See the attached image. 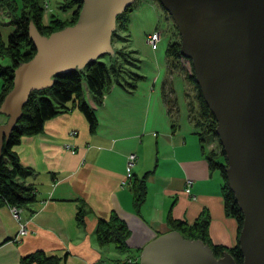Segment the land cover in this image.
<instances>
[{
    "label": "crops",
    "instance_id": "0c3cea01",
    "mask_svg": "<svg viewBox=\"0 0 264 264\" xmlns=\"http://www.w3.org/2000/svg\"><path fill=\"white\" fill-rule=\"evenodd\" d=\"M156 2L136 0L127 26L117 31L120 38L112 41L114 51L106 61H116V70L101 100L83 83L84 99L97 117L96 129L90 130L86 116L71 101L69 111L47 120L42 132L23 136L14 147L31 171L19 180L33 185L37 198L23 207L27 233L19 237L18 221L7 204L0 205V264H21L22 257L37 250L63 258L62 264H139L142 247L172 230L169 215L192 224L204 209L211 217L213 243L228 248L238 243V222L225 213L223 176L211 169L209 149L197 133L184 85L176 84L179 76L172 77L167 57L171 40L164 42L162 36L156 48L147 43V35L157 28ZM13 29L0 25L3 39ZM133 74L142 78L134 80ZM168 81L174 85L172 110L163 95ZM6 121L0 113V125ZM131 153L137 160L127 179ZM144 176L147 194L136 209L132 185ZM83 204L81 226L77 214ZM112 212L130 229V252L97 243L98 220Z\"/></svg>",
    "mask_w": 264,
    "mask_h": 264
},
{
    "label": "water",
    "instance_id": "95a60500",
    "mask_svg": "<svg viewBox=\"0 0 264 264\" xmlns=\"http://www.w3.org/2000/svg\"><path fill=\"white\" fill-rule=\"evenodd\" d=\"M74 24L49 35L31 22L34 56L14 69L13 88L0 113V159L5 140L34 90L54 77L113 53L117 16L136 0H81ZM180 34V53L216 122L226 177L243 212L238 242L243 264H264V0H158ZM139 264H237L229 251L217 257L200 239L177 230L157 235Z\"/></svg>",
    "mask_w": 264,
    "mask_h": 264
},
{
    "label": "trees",
    "instance_id": "16d2710c",
    "mask_svg": "<svg viewBox=\"0 0 264 264\" xmlns=\"http://www.w3.org/2000/svg\"><path fill=\"white\" fill-rule=\"evenodd\" d=\"M134 5L135 3L117 16L116 30L112 41L117 36V31L127 26L129 14L133 10ZM66 8H71V14L67 18L62 19L53 16L48 23H45V11L41 0H20V4L15 0H0V25L14 27L6 40L3 39L0 31V57H9L11 60L10 65L0 63V81L2 83L0 105L4 97L13 88L14 69L21 62L31 59L36 53V47L29 37L30 23L33 22L41 34L49 35L76 22L82 8V1L68 0L67 5H64V9ZM102 56L92 60L82 68L57 74L50 87L34 90L30 94L27 103L23 107L22 116L12 129L10 136L5 140L2 148V157L0 159V205H17L23 208L36 201L37 193L35 187L19 180L20 177L31 173L30 169L21 164L19 156L14 150V147L23 136H31L42 132L47 120L71 109V107L67 106V103L71 101L75 102L79 110L86 116L90 130L94 131L96 129L97 117L94 109L84 99L83 83H86L91 93L98 100H101L105 91L112 84V74L116 70V61L113 65H109L101 59ZM167 57L171 68L180 67L181 60L184 59L180 53V40L173 39L170 41L167 48ZM133 78L134 80H139L142 77L133 74ZM186 79L196 90V99L200 106V121L194 122L198 128L197 133L200 136L203 147H205L207 145V135L218 140L215 131L217 122L204 101L200 87L196 83L193 67L191 72L186 74ZM134 84L130 83L129 85L134 87ZM173 92L171 81L166 82L163 86V95L170 110L176 106V101L172 97ZM219 145L221 153L209 150L207 157L211 169L218 170L223 176L224 182L221 191L224 198L225 213L237 220L240 234L243 224V212L239 207L234 192L228 185L225 172L226 159L220 142ZM219 154H222L224 160L217 158ZM132 189L134 192V205L138 209L145 201L147 194L146 176L134 179ZM85 213L86 209L83 204L79 207L77 214V220L81 226L85 224ZM210 220L211 217L207 209L202 210L192 224L180 219H174L171 215L168 217L170 228L179 231L183 237L202 240L211 247L217 257H221L225 251H229L237 264H243L244 257L239 242L230 248L213 243L209 234ZM95 235L100 247L113 244L122 253L131 251L127 243L130 229L116 212H112L108 219L101 218L98 220ZM62 261L63 258L55 255L48 256L45 252L37 250L22 257L21 264H62Z\"/></svg>",
    "mask_w": 264,
    "mask_h": 264
},
{
    "label": "rangeland",
    "instance_id": "374dc122",
    "mask_svg": "<svg viewBox=\"0 0 264 264\" xmlns=\"http://www.w3.org/2000/svg\"><path fill=\"white\" fill-rule=\"evenodd\" d=\"M17 3L20 4V0H15ZM68 0H41V4L44 8L45 14H44V22L48 23L49 20L54 16V17H60L62 19L67 18L71 14V8H66L64 9V5H67ZM157 1V0H156ZM157 4V17H156V30L160 34V39L163 36V41H169V40H180V34L176 28V25L173 22L172 17L166 12V10L161 6L159 2H156ZM154 23V24H155ZM155 31H153L150 34H153ZM118 33V32H117ZM149 34V35H150ZM146 37V40H148V36ZM119 35L114 37V40L117 41L119 39ZM158 40L157 42H159ZM148 43V41H147ZM149 44V43H148ZM150 45V44H149ZM161 45V44H160ZM151 46V45H150ZM152 47V46H151ZM109 56L107 54H104L101 59L104 61H107ZM130 58V57H129ZM0 61L3 64H10L11 60L9 57H2ZM174 70V76H179L180 79L176 82V84H181V82L184 85V91H185V96L187 98V105L188 109L190 112V115L193 119V121H198L199 120V115H200V106L198 104V101L196 99V90L194 89L193 85L186 79V74L190 73L192 70L191 62L190 60L184 58L181 60V65L179 68H171V71ZM170 72V70H169ZM172 74V72H171ZM171 77H169L170 79ZM0 86H1V81H0ZM174 87V85H173ZM179 91H181V86L178 85ZM200 121V120H199ZM202 121V120H201ZM201 127V126H200ZM202 128V127H201ZM207 135V134H206ZM207 140V148L209 150H214L217 153H221V147L219 145V140L211 138L209 135L206 136ZM220 160H224L222 154H219L217 157Z\"/></svg>",
    "mask_w": 264,
    "mask_h": 264
},
{
    "label": "built area",
    "instance_id": "2783aa9c",
    "mask_svg": "<svg viewBox=\"0 0 264 264\" xmlns=\"http://www.w3.org/2000/svg\"><path fill=\"white\" fill-rule=\"evenodd\" d=\"M158 40H160V34L159 32L155 31L153 34H150L148 36L147 41L153 48H156ZM136 160H137V155L135 153H131L127 161V177H126L127 179L130 178V176L132 175V168L135 165ZM124 182H126V180ZM190 184H191V181H188V185ZM186 191L189 192L190 189L187 188ZM8 206L13 214V217L19 223L18 237L25 235L27 233V227H26L25 220L23 218V208L17 205H8Z\"/></svg>",
    "mask_w": 264,
    "mask_h": 264
}]
</instances>
